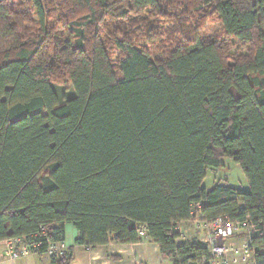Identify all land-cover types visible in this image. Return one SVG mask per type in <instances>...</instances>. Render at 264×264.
Here are the masks:
<instances>
[{
	"label": "trees",
	"instance_id": "obj_1",
	"mask_svg": "<svg viewBox=\"0 0 264 264\" xmlns=\"http://www.w3.org/2000/svg\"><path fill=\"white\" fill-rule=\"evenodd\" d=\"M224 157L247 188L202 186ZM221 217L264 264V0H0V242L70 224L84 247L137 243L143 225L164 259L202 264L176 226Z\"/></svg>",
	"mask_w": 264,
	"mask_h": 264
},
{
	"label": "crops",
	"instance_id": "obj_2",
	"mask_svg": "<svg viewBox=\"0 0 264 264\" xmlns=\"http://www.w3.org/2000/svg\"><path fill=\"white\" fill-rule=\"evenodd\" d=\"M179 233L177 245L191 242H207L208 230L195 221L178 223L175 229ZM245 231L238 233L230 242L240 243L246 238ZM77 232L70 224L64 226V240L68 248L63 256L57 259L47 255H31L11 260L5 257L4 247L0 242V264H172L164 259L156 244L147 237L137 243L118 244L110 242L106 245L84 247L75 243ZM240 241V242H239ZM241 264H253L252 257Z\"/></svg>",
	"mask_w": 264,
	"mask_h": 264
},
{
	"label": "built area",
	"instance_id": "obj_3",
	"mask_svg": "<svg viewBox=\"0 0 264 264\" xmlns=\"http://www.w3.org/2000/svg\"><path fill=\"white\" fill-rule=\"evenodd\" d=\"M208 228L207 242L209 256L202 259V264H241L246 263L252 257V247L249 238L254 234L248 222H230L225 218H218L212 223H200ZM245 230L247 239L240 243L230 242L238 233ZM140 237H145V228H138ZM46 238V230L35 235L13 236L3 240L6 258L16 260L31 255L61 256L66 253L68 245L62 240H42ZM43 249V252L40 250Z\"/></svg>",
	"mask_w": 264,
	"mask_h": 264
},
{
	"label": "rangeland",
	"instance_id": "obj_4",
	"mask_svg": "<svg viewBox=\"0 0 264 264\" xmlns=\"http://www.w3.org/2000/svg\"><path fill=\"white\" fill-rule=\"evenodd\" d=\"M167 6V5H166ZM168 10L170 7L167 8ZM175 12L176 8L174 7L172 10ZM197 11H195L196 13ZM197 16V15H196ZM193 14H191L188 18H186L187 21H190L194 23L193 19ZM148 18V21H153L156 25H161V26H168L169 23L174 22L173 18L171 19L170 17H159L153 20V18ZM203 25L201 28H199V34L200 35H213L215 33H220L221 29L219 26V23L216 21L214 16L203 19L202 20ZM148 32V30H145L143 35ZM152 32V31H151ZM150 32V33H151ZM150 35H154V33H151ZM155 36V35H154ZM145 43H143L144 45ZM54 90L61 102L69 99L70 97L73 96V88L72 85L67 82V83H54L53 84ZM222 165L219 168H209L207 170V175L206 178L203 182V187L206 189H209L211 186H213L217 182H226L231 186L234 187H239V188H247L248 187V182L246 178L244 177L242 170L239 165H237L233 160L230 158L224 157L221 160ZM203 227V226H202ZM205 230H209L205 226L203 227ZM244 237L247 239V235L243 234ZM240 242V241H239Z\"/></svg>",
	"mask_w": 264,
	"mask_h": 264
}]
</instances>
